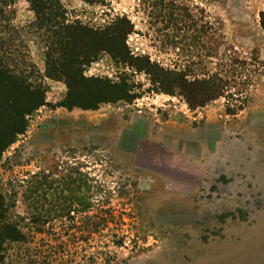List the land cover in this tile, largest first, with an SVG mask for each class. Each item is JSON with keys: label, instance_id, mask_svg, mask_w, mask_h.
<instances>
[{"label": "rangeland", "instance_id": "obj_1", "mask_svg": "<svg viewBox=\"0 0 264 264\" xmlns=\"http://www.w3.org/2000/svg\"><path fill=\"white\" fill-rule=\"evenodd\" d=\"M58 1L69 80L12 6L39 98L0 87L3 264H264V0Z\"/></svg>", "mask_w": 264, "mask_h": 264}, {"label": "trees", "instance_id": "obj_2", "mask_svg": "<svg viewBox=\"0 0 264 264\" xmlns=\"http://www.w3.org/2000/svg\"><path fill=\"white\" fill-rule=\"evenodd\" d=\"M85 1L88 3L91 2L90 0ZM29 2L32 6V10L37 15V21L31 26L36 27L41 31L45 30V34L52 36L47 38L48 40L53 38V44L55 42L54 45H57L55 49H53L54 51H57L58 47H61L59 52L63 56V61H61L62 63L58 61V65L63 68L60 69L63 75L69 80L70 74L68 71L69 69L67 68V63L69 61L73 64L74 68H76L75 70L81 75L83 70L81 71L80 69V64L82 63L80 62V59L83 58V55H79L77 53L76 45H79V43L85 44L86 40L89 38L87 35L88 32H86L90 31L89 28L83 27L81 24L66 25L65 23H56V19L61 13V6L58 0H29ZM15 4L16 0H0V87L3 86L5 88H18L21 86L24 90L20 91L24 92V95H32V97H34L36 100L39 92L32 90L33 86L30 83V79L35 73V65L31 63V57L27 45L23 44L20 37L18 36L19 30H17V28L12 23L14 17L12 6ZM58 38L61 39V42H57ZM47 58L49 60V65H51V62L57 63L50 53L47 55ZM71 68L74 69L73 67ZM82 79L85 80L83 76ZM68 86L71 91H73L74 88L75 90L81 88L80 82L74 81H70ZM112 88H114V86H108L110 91ZM213 92L216 94L219 93V91ZM15 93L17 94L18 91H15ZM103 97L100 99V101H98V103L111 100L108 97ZM43 104L44 100L42 99V101L40 100V102L38 101L36 103L33 109H35L36 106H41ZM0 107H2V105ZM26 113L27 112H25V114ZM14 119H17L16 116L13 118V120ZM1 148H3L2 141L0 143V150ZM19 234L20 232L18 229L12 224H5L0 227V264H3L4 260L3 256L1 255L4 251L3 244H5V239L18 242L20 241V239L17 237Z\"/></svg>", "mask_w": 264, "mask_h": 264}]
</instances>
